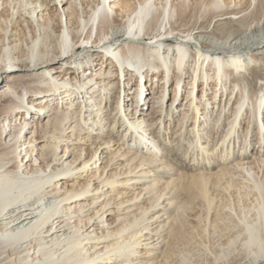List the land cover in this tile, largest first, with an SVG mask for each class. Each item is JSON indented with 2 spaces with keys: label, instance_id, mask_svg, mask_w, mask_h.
<instances>
[{
  "label": "bare ground",
  "instance_id": "1",
  "mask_svg": "<svg viewBox=\"0 0 264 264\" xmlns=\"http://www.w3.org/2000/svg\"><path fill=\"white\" fill-rule=\"evenodd\" d=\"M263 88L264 0H0V264H264Z\"/></svg>",
  "mask_w": 264,
  "mask_h": 264
},
{
  "label": "rangeland",
  "instance_id": "2",
  "mask_svg": "<svg viewBox=\"0 0 264 264\" xmlns=\"http://www.w3.org/2000/svg\"><path fill=\"white\" fill-rule=\"evenodd\" d=\"M101 56V55H100ZM93 58H97L96 60H99L100 59V57H93ZM97 63V66H96V68L98 69V68H100V65H101V62L100 61H97L96 62ZM159 77V81L161 80V76H158ZM188 78V77H187ZM189 81V79H187V80H185V82L183 83V91H182V93H181V98H179V100L181 101V104H184L185 103V99H186V96H187V92H188V88H187V82ZM149 82H150V80H149ZM116 83V82H115ZM120 83H121V80H120ZM156 83H157V79L154 81V86L156 85ZM4 84V83H3ZM172 85V84H171ZM130 87H129V93H131L132 94V91H133V89L136 87V82H134V83H131L130 85H129ZM171 88H172V86H171ZM198 89H197V96L203 101V102H209L210 103V101H213V96H214V94H211L212 93V90H213V87L211 86V89L209 88V89H207V92L204 94L203 93V90H202V85L200 86H198L197 87ZM151 90V92L154 90V89H150ZM156 91V90H155ZM263 91H264V88H263ZM150 92V91H149ZM150 92V93H151ZM157 92H158V90H157ZM225 94V93H224ZM115 93H113L112 94V96H111V100H114L115 99ZM171 98H172V93H170L169 94V101L171 100ZM166 99L168 100V97H166ZM229 100V98L227 97V99H226V101H221L219 104L220 105H222L223 106V104H224V102L225 103H227V101ZM7 100H4L3 101V104H5V102H6ZM232 101V100H231ZM7 103V102H6ZM216 104H217V101H216ZM220 107V106H219ZM204 109H205V107H204ZM204 109H203V111L201 110L200 112L201 113H203L204 114ZM148 111H149V109H147V111H145L144 113H145V118H146V114L148 113ZM199 112V113H200ZM175 113V115H174V119H175V117L176 116H178V113L177 112H174ZM201 117V119H202V117H203V115L202 116H200ZM173 119V120H174ZM178 119V118H177ZM226 119V118H225ZM165 120L166 121H168V122H170V125H171V129L170 130H165V131H163V135H164V137L167 139V137H168V142L169 141H171V140H173L174 138H175V136L173 135V134H171V133H173V131H174V129H175V124H176V122H173V121H169V119H167V118H165ZM226 124H221V127L224 129L226 126H225ZM254 126V125H253ZM221 128V129H222ZM245 128V125L243 124V126H242V124H241V129H239V142H237V144L239 145L240 144V139L242 138V136L244 135V133H242V130ZM253 129V133H251V137H252V144H253V146L254 145H257V142H258V138L256 137V133H255V131H256V129H255V131H254V128H252ZM252 129L249 127V130L248 131H252ZM214 131V130H213ZM165 132V133H164ZM171 132V133H170ZM219 134V133H218ZM187 136V135H186ZM185 136V137H186ZM183 137H184V134H183ZM188 137V136H187ZM191 137H189V139H190ZM118 139V138H117ZM218 141V136H216V139H215V141ZM241 142H242V139H241ZM255 147H257V146H255ZM171 148V147H170ZM179 151H171V149H170V153H169V155H171L172 156V158H173V163H175V164H178V166H179V168H183V169H185V170H183L184 171V173H188V174H190V172H188V169L189 168H191V163H189L188 162V160L186 159V160H184L183 159V161H177V159L179 160ZM176 166V165H175ZM181 198V197H180ZM179 198V199H180ZM167 212H169V214L171 213H173V207H171V209L170 210H167ZM195 258V259H194ZM193 262L194 261H196V256H194L193 257Z\"/></svg>",
  "mask_w": 264,
  "mask_h": 264
}]
</instances>
